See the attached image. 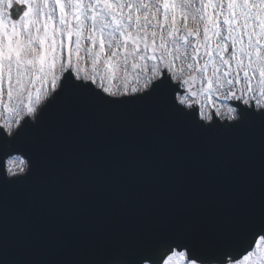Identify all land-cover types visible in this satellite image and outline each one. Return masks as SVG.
<instances>
[{
    "label": "snow or ice",
    "instance_id": "1",
    "mask_svg": "<svg viewBox=\"0 0 264 264\" xmlns=\"http://www.w3.org/2000/svg\"><path fill=\"white\" fill-rule=\"evenodd\" d=\"M0 109V264H264V0H0Z\"/></svg>",
    "mask_w": 264,
    "mask_h": 264
},
{
    "label": "water",
    "instance_id": "2",
    "mask_svg": "<svg viewBox=\"0 0 264 264\" xmlns=\"http://www.w3.org/2000/svg\"><path fill=\"white\" fill-rule=\"evenodd\" d=\"M96 120H99V121H104V120H110V121H113V122H118L120 120H128V121H131L133 119H135L134 116L132 115H127V116H120V115H114V116H111V117H106V116H103V115H97L95 117Z\"/></svg>",
    "mask_w": 264,
    "mask_h": 264
},
{
    "label": "rangeland",
    "instance_id": "3",
    "mask_svg": "<svg viewBox=\"0 0 264 264\" xmlns=\"http://www.w3.org/2000/svg\"><path fill=\"white\" fill-rule=\"evenodd\" d=\"M119 83V82H118ZM199 86V84H197V87ZM33 94H35V89H33ZM202 101L204 100L203 97L199 98ZM219 103V102H218ZM211 107L210 106H206L205 111H211ZM222 111H226V109H221ZM9 115L7 113H4L2 109H0V123H2L5 119H8Z\"/></svg>",
    "mask_w": 264,
    "mask_h": 264
}]
</instances>
